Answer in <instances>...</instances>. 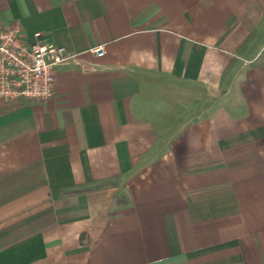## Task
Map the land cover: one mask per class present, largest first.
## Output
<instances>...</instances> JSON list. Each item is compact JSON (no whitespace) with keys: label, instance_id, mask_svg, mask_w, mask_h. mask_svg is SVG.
<instances>
[{"label":"crops","instance_id":"1","mask_svg":"<svg viewBox=\"0 0 264 264\" xmlns=\"http://www.w3.org/2000/svg\"><path fill=\"white\" fill-rule=\"evenodd\" d=\"M15 26L74 57L0 102V264H264V0H0Z\"/></svg>","mask_w":264,"mask_h":264},{"label":"built area","instance_id":"2","mask_svg":"<svg viewBox=\"0 0 264 264\" xmlns=\"http://www.w3.org/2000/svg\"><path fill=\"white\" fill-rule=\"evenodd\" d=\"M41 38L36 32L34 41L24 40L17 26L0 29V102H40L52 96L55 66L74 55ZM92 51L104 54L102 46Z\"/></svg>","mask_w":264,"mask_h":264}]
</instances>
